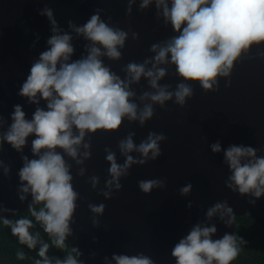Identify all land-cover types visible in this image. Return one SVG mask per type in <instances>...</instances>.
I'll return each mask as SVG.
<instances>
[{"label":"clouds","instance_id":"9594fccd","mask_svg":"<svg viewBox=\"0 0 264 264\" xmlns=\"http://www.w3.org/2000/svg\"><path fill=\"white\" fill-rule=\"evenodd\" d=\"M143 12L154 5L156 19L164 26H171L174 33L168 38L152 43L151 55L142 61H130L118 74L111 63L119 62L126 42L139 39L131 29L124 30L112 23V17L101 18L103 9L97 8L83 25L69 21V28L87 42L84 54L73 59V36L59 28L52 9L45 7L40 15L51 24L52 35L48 48L34 60L30 72L18 95L36 105L30 119L22 106L17 104L11 114V123L0 132V151L3 142L23 153L31 140L34 158L22 155L19 169L18 199L28 201L26 214L20 215L0 203V213H10L13 218L0 215V225L10 229L19 247L15 252L18 261H25L29 253H35L32 264H84L83 252L73 246L69 238H75L77 201L80 194L73 186V163L81 166L91 159V137L97 133H116L122 123L138 122L141 127L156 115L155 106L165 108L166 102L184 107L194 95L193 84L208 91L219 90L218 78H229L234 64L248 58L264 60V0H127L126 15L133 6ZM255 46V47H253ZM255 48V55L252 49ZM175 69L179 82L175 88L161 84L169 68ZM147 81L151 91L137 95L132 85L141 79ZM231 86L226 80L225 87ZM139 100V103H137ZM41 101L44 106H41ZM7 120L0 116V127ZM134 133L129 132L118 141L117 147L124 163L117 162L116 152L105 147V160L110 167L105 179V190L99 194L111 199L113 190L122 188V177L129 175L133 164L144 165L162 155L161 142L167 140L163 132L150 131L139 145L134 143ZM213 153L221 152L219 142L212 144ZM137 153L133 157L131 153ZM258 149L244 145H230L224 150V163L231 175L226 187L241 196H264V155ZM7 176L10 166L3 164ZM86 169L78 167L77 176L83 177ZM88 183L96 189L100 177L92 175ZM139 189L151 193L153 189L166 187L165 179L138 181ZM192 185L180 189L182 195L191 192ZM255 204V200H249ZM106 205L88 203L94 226L103 215ZM191 207V204H189ZM219 219L231 226L236 217L227 201L217 202L207 209L206 217ZM18 217V218H17ZM34 229H37L33 231ZM214 224H195L188 234L174 245L171 256L175 264H232L247 241L235 232H225L221 238ZM56 249L63 255H49ZM95 256V253H91ZM155 264L143 253L138 255H113L111 261L104 257V264Z\"/></svg>","mask_w":264,"mask_h":264},{"label":"water","instance_id":"95a60500","mask_svg":"<svg viewBox=\"0 0 264 264\" xmlns=\"http://www.w3.org/2000/svg\"><path fill=\"white\" fill-rule=\"evenodd\" d=\"M45 7L52 9L58 27L73 36V59L84 54L87 42L83 37L77 38L68 22L83 25L97 8L104 10L102 19L111 16L114 25L138 33L136 41L129 33L119 62L106 61L120 75H123L120 69L128 62H139L151 55L148 49L152 43L174 34L171 26L165 27L162 19H156L154 5L141 12L137 3L131 15H126L127 0H0V116L7 120L0 132L11 123L15 105L22 106L28 119L35 111L36 105L29 104L18 92L32 62L48 48L51 24L46 16L40 15ZM252 54L255 55V48ZM218 79V91L205 93L198 84H193L194 95L184 107L173 101L166 102L165 108L156 105V115L143 127L138 122L125 120L116 133H97L91 137V159L81 166L73 163L72 169L73 186L81 199L77 201L72 225L75 238L70 237L69 242L83 252L80 259L84 264H104V257L111 261L113 255L140 253L150 256L155 264H175L172 248L195 224H214L217 233L213 238L235 232V221L226 226L219 215L207 219V209L217 202L227 201L235 217L247 214L264 227V196L258 199L241 196L227 188L225 181L231 173L224 163V150L230 145L251 146L258 149L257 155H264V60L244 59L234 64L229 78ZM228 79L231 86L225 87ZM177 82L179 77L171 67L160 81L173 88ZM132 88L138 96L142 91H151L144 78ZM41 106H44L43 101ZM150 131L166 135L167 140L161 142L162 155L144 165L133 164L129 175L121 178L122 188L118 192L113 190L111 199H105L99 194L105 190L110 167L105 160V147L115 151L117 162L123 164L118 141L132 132L134 143L139 145ZM33 138H28L23 153L12 149L7 142H3L0 151V160L10 166L7 176L0 166V203L18 213L27 210L31 200L29 196L28 201H19L17 189L22 155L34 158L31 153ZM216 142L221 145L219 153H213L210 147ZM131 155L135 158L138 154L133 152ZM78 167L86 169L83 177L76 175ZM92 175L100 177L96 189L87 182ZM148 179H165L166 187L145 194L139 189L138 181ZM189 183L191 192L182 195L180 189ZM249 200H255V204ZM88 203L106 205L96 226L92 223L94 214L88 209ZM0 215L12 217L10 213Z\"/></svg>","mask_w":264,"mask_h":264},{"label":"trees","instance_id":"16d2710c","mask_svg":"<svg viewBox=\"0 0 264 264\" xmlns=\"http://www.w3.org/2000/svg\"><path fill=\"white\" fill-rule=\"evenodd\" d=\"M26 211L19 213L26 214ZM13 218V217H9ZM18 218V217H17ZM235 233L243 237L247 244L242 246V251L234 260V264H264V227L249 215H240L235 219ZM37 229H34L35 231ZM21 247L11 235L10 229L0 225V263L1 264H32L35 253H29L25 261H18L15 252ZM49 255H63L56 249H50Z\"/></svg>","mask_w":264,"mask_h":264},{"label":"rangeland","instance_id":"374dc122","mask_svg":"<svg viewBox=\"0 0 264 264\" xmlns=\"http://www.w3.org/2000/svg\"><path fill=\"white\" fill-rule=\"evenodd\" d=\"M1 264V263H0Z\"/></svg>","mask_w":264,"mask_h":264}]
</instances>
